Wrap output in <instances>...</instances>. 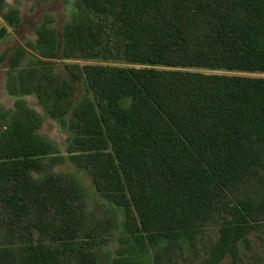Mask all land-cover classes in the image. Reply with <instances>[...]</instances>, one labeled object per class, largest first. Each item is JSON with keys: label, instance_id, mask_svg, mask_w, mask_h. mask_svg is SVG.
Returning <instances> with one entry per match:
<instances>
[{"label": "trees", "instance_id": "1", "mask_svg": "<svg viewBox=\"0 0 264 264\" xmlns=\"http://www.w3.org/2000/svg\"><path fill=\"white\" fill-rule=\"evenodd\" d=\"M78 4L83 14L65 28L64 57L133 66L66 64L94 94L76 107L75 85L52 73L53 61L21 71L17 86L72 131L69 159L125 210L134 253L181 247L232 194V218L207 264L236 255L254 214L264 213V197L240 191L264 165V76L192 69L264 73V0ZM6 18L16 23L17 12ZM6 34L1 28L0 39ZM38 47L57 58L56 31L43 27ZM24 55L19 48L14 68ZM39 124L24 108L0 135V204L8 211L0 264H97L84 194L74 177L53 171L66 157L36 135ZM127 250L115 264H145Z\"/></svg>", "mask_w": 264, "mask_h": 264}, {"label": "rangeland", "instance_id": "2", "mask_svg": "<svg viewBox=\"0 0 264 264\" xmlns=\"http://www.w3.org/2000/svg\"><path fill=\"white\" fill-rule=\"evenodd\" d=\"M10 11L17 12L18 21L16 23L10 24L7 20L6 15ZM81 14L83 10L78 0H4L0 12V29L5 28L7 34L0 39V135L22 109H31L37 113L40 124L35 131L36 135L49 142L54 152L66 157L62 164L53 168V171L74 177L84 194L89 217L86 226L96 233L93 249L100 257L97 264H115V259L121 257V251L124 249H128L124 254L126 257L145 264H207L212 257V249L220 238L222 225L226 219L232 218L227 203L230 202L231 205L233 202L236 203L234 195L229 194L222 199L219 209L211 213L210 218L199 226L194 236H184L181 240V247L171 248L167 243H162L159 247H148L143 253H134V242L126 226L125 210L98 191L90 174L78 168L69 159L67 150L74 138L72 131L68 126L63 125L60 119L49 113L48 107L38 99L35 93H24L17 86L21 71L40 67V59L53 61L50 65L52 73L75 85L73 107H76L85 99H93L94 94L84 79H76L67 71L66 64L133 66L125 60L65 58V28L74 17ZM91 15L96 18L93 13ZM43 27L56 31L57 58L52 60L43 58L38 47L39 31ZM19 48L25 49V55L19 66L14 68L12 57ZM192 70L206 73L264 76V73L260 72L208 68ZM71 117L72 112L67 115L66 120L69 121ZM259 171V175L256 178H250L240 190L241 195L248 194L256 201L264 197V165L259 168ZM7 217L8 211L0 204V247L6 243ZM216 264H264V213L254 214L251 227L238 241L237 254H228Z\"/></svg>", "mask_w": 264, "mask_h": 264}]
</instances>
